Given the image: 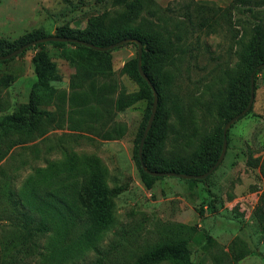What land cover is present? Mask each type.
<instances>
[{"label":"rangeland","instance_id":"obj_1","mask_svg":"<svg viewBox=\"0 0 264 264\" xmlns=\"http://www.w3.org/2000/svg\"><path fill=\"white\" fill-rule=\"evenodd\" d=\"M104 11L116 22L136 24L145 18L159 23L172 40L173 62L160 73L166 108L159 125L160 156L198 164L200 156L214 157L216 127L223 126L218 103L228 90L233 101L246 99L241 56L253 37L264 39V0H132L129 9L94 0H0V37L15 40L36 28L52 33L62 23L82 28ZM45 48L60 79L51 82L56 93L41 107L55 110L56 120L0 160V264H139L142 253L176 235L186 239L189 257L198 264H264L254 212L263 187L256 160L264 155V68L254 79L249 112L228 128L224 157L209 177L159 176L147 185L133 158L146 101L138 99L122 110L114 103L120 93L138 89L124 70L136 47L114 48L110 75H95L72 87L75 68L57 48ZM33 54L27 50L0 62V116L28 100L36 79ZM70 158L75 173L56 176L40 189H55L61 179L82 186L88 180L83 163L97 158L103 186L118 188L109 201L113 222L93 246L70 245L79 226L69 229L67 249L57 246L52 229L37 235L32 245L19 217L9 215L17 198L7 197L8 186L18 192L29 174L38 177L49 164L60 168ZM34 217L50 226L55 222L44 212ZM150 264L172 263L162 259Z\"/></svg>","mask_w":264,"mask_h":264},{"label":"trees","instance_id":"obj_2","mask_svg":"<svg viewBox=\"0 0 264 264\" xmlns=\"http://www.w3.org/2000/svg\"><path fill=\"white\" fill-rule=\"evenodd\" d=\"M235 1L236 3L243 2V0ZM94 2L100 5L125 6V9H129L132 4V0H94ZM138 12L134 11L136 15ZM129 13H125L126 17L130 15ZM107 14V11H104L91 16L82 28L71 27L66 23H62L57 25L52 33H46L42 28H36L24 33L15 40L0 37V55L7 54L29 41L47 35L71 37L97 46H107L124 38L138 39L142 44V70L149 78L158 96L154 120L142 147L143 165L151 171H175L186 174H202L206 172L214 164L221 152L222 128L218 126L216 127L214 138V145L216 146L215 156L211 159L210 157L200 156V159H202L201 164H198L199 162L194 159H184L176 162L172 159L161 157L159 153L161 147L159 143L160 118L162 113L166 111L164 85L160 78V73L166 65L173 62L174 58L172 54L173 43L170 37L167 36V31L161 24L145 18H142L136 24H131L127 20L116 22L109 18ZM255 31L258 35V25L255 27ZM46 44H51L57 48L60 56L75 68L70 80L71 87L77 81L90 80L99 74L110 75L112 72L111 51L114 48L98 51L75 42L48 41L31 45L20 52L17 56H21L27 50H34L31 62L36 79L32 83L28 100L20 103L16 111L0 116V160L8 154L14 145L30 142L41 136L44 128L56 120L55 110L41 107L42 104L49 103L56 93V89L51 82L60 79L55 63L48 56L45 48ZM125 44H131L137 49L135 42ZM14 57L0 60V62H7ZM260 63H264V39L258 35L252 38V41L244 48L241 56V65L244 71L241 78L243 81L241 82L244 83L246 88V99L244 102H235L229 96L231 90H228L218 103L217 112L223 119V125L247 105L250 92V74ZM262 68L264 67L256 69L253 83ZM124 70L135 82L138 89L127 94L120 93L114 103L118 109L122 110L138 99L146 101L143 120L134 138L133 158L142 179L149 185L148 180L157 179L159 176H152L143 170L137 149L150 113L153 100L152 90L138 72L137 51L135 56L125 63ZM83 165L88 169V180L80 187H77L75 183L67 184L64 179H61L60 184L55 189L50 191L40 189V186H44L46 181L49 183L53 181L54 183L56 176L75 173L74 158L61 163L60 168L49 164L38 177L35 173L29 174L18 192L8 186L7 197L17 198L12 202L13 205L9 215L14 214L15 217H19L20 229L24 238L30 240L32 245H34L33 240L37 235L47 233L52 229L54 242L57 243V246H63L69 229L72 226H79L81 228L80 233L70 245L80 247L93 246V242L98 240L112 224L113 214L109 201L111 197L118 194V188H106L103 186L104 171L97 158L86 161ZM256 165L263 181V187L258 196L254 212L255 218L261 226L264 241V155L256 160ZM207 177L203 179L190 178L188 180L204 181ZM43 212L54 217L55 222L53 225H46L43 220H35L34 215L36 213L40 215ZM166 240L165 242L157 243L150 250L142 253L136 263L150 264L166 259L172 264H198L190 259L185 238L176 235ZM69 247L65 244L63 249Z\"/></svg>","mask_w":264,"mask_h":264},{"label":"water","instance_id":"obj_3","mask_svg":"<svg viewBox=\"0 0 264 264\" xmlns=\"http://www.w3.org/2000/svg\"><path fill=\"white\" fill-rule=\"evenodd\" d=\"M48 41H59V42H75V43H79L85 46H88L94 50H98V51H105V50H111L113 48H116L118 46H121L125 43L128 42H135L136 46H137V69L139 74L141 75V77L147 82V84L151 87L152 90V95H153V100H152V105H151V109H150V113L146 122V125L143 129L142 135L139 139V143H138V158L140 160L141 166L143 168V170L152 175V176H175V177H180V178H184V179H190V178H197V179H203L205 177H207L209 174H211L215 168L220 164V162L222 161L224 154H225V150H226V146H227V137H226V133L228 128L231 126V124H233L236 120H238L239 118H241L243 115H245L252 104L253 101V76L254 73L256 71L257 68L260 67H264V63H260L258 64L251 72L250 74V92H249V99L247 102V105L245 106V108L243 110H241L239 113L235 114L234 116H232L229 120H227L225 122V124L222 127V146H221V152L217 158V160L214 162V164L204 173L202 174H186V173H181V172H175V171H151L149 169H147L143 163H142V147L144 144V140L148 134V131L150 130L153 120H154V116H155V112H156V108H157V101H158V96H157V92L155 90V88L152 86L149 78L145 75V73L142 70L141 67V54H142V44L138 39L135 38H124L121 39L117 42H114L112 44H109L107 46H97L94 44H91L89 42H86L84 40H79V39H75V38H71V37H61V36H55V35H47L32 41H29L21 46H19L18 48H16L15 50L4 54V55H0V60H6V59H10L14 56H17L20 52H22L23 50H25L26 48H28L31 45L37 44V43H42V42H48Z\"/></svg>","mask_w":264,"mask_h":264}]
</instances>
